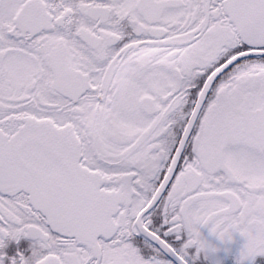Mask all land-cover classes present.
<instances>
[{"label": "snow or ice", "instance_id": "6c2138e0", "mask_svg": "<svg viewBox=\"0 0 264 264\" xmlns=\"http://www.w3.org/2000/svg\"><path fill=\"white\" fill-rule=\"evenodd\" d=\"M204 227L264 257V0H0V264H190Z\"/></svg>", "mask_w": 264, "mask_h": 264}, {"label": "flooded vegetation", "instance_id": "af4514ba", "mask_svg": "<svg viewBox=\"0 0 264 264\" xmlns=\"http://www.w3.org/2000/svg\"><path fill=\"white\" fill-rule=\"evenodd\" d=\"M159 226V225H157ZM201 239L207 243L213 244L218 248L214 256L207 257L202 252L197 255L195 249H190V264H238L240 261L241 252L244 249L246 241L238 233L233 235L231 242L223 244L217 241L216 237L211 234L209 228L200 229ZM187 237H185L186 239ZM31 241L28 239L22 240L19 243H9L5 248V253L8 257H14L16 254L22 253L25 257L31 255ZM131 243L139 249L145 259L152 256V248L155 247L154 242L148 239L145 235H135ZM160 258L169 261V264H176L174 258L168 255H162ZM245 264H264V257H256L254 260L245 261Z\"/></svg>", "mask_w": 264, "mask_h": 264}, {"label": "clouds", "instance_id": "9594fccd", "mask_svg": "<svg viewBox=\"0 0 264 264\" xmlns=\"http://www.w3.org/2000/svg\"><path fill=\"white\" fill-rule=\"evenodd\" d=\"M190 223V221H189ZM188 225L186 224V227ZM233 235L234 233L228 229H223L221 231H219L217 234H216V239L217 241L223 243V244H227L229 242L232 241L233 239ZM218 251V248L213 245V244H210V243H207L205 241L202 240V253L207 256V257H211V256H214Z\"/></svg>", "mask_w": 264, "mask_h": 264}]
</instances>
